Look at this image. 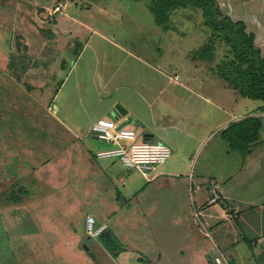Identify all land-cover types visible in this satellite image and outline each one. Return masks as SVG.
Instances as JSON below:
<instances>
[{"label": "rangeland", "instance_id": "obj_1", "mask_svg": "<svg viewBox=\"0 0 264 264\" xmlns=\"http://www.w3.org/2000/svg\"><path fill=\"white\" fill-rule=\"evenodd\" d=\"M217 2L223 14L243 20L255 33L264 55V0ZM54 4L0 0V197L18 194L15 188L21 186L42 196L39 221H46L52 235L40 238L33 259L38 264H97L92 252L102 264H217V254L226 259L222 264H243L233 259L231 249L212 245L214 234L208 237L209 253L198 249L208 239H189V222L154 223L146 216L147 222L139 224L137 213L130 224L122 222V214L128 216L139 203L137 195L128 210L125 185L135 191L144 179L118 159L93 155L105 143L91 136L92 125L102 116L117 119L108 112L114 101L146 114L141 84L165 79L163 72L177 73L184 81L192 72L205 71L201 64L210 61L199 50L209 31L201 13L178 9L164 29L145 0H67L56 13ZM225 51L216 42L218 56ZM260 102L243 98L247 106ZM139 122L135 128L141 141L147 130ZM257 152V161L264 163V142ZM108 210L114 216L105 215ZM90 212L99 222L108 219L113 233L105 249L86 231Z\"/></svg>", "mask_w": 264, "mask_h": 264}, {"label": "crops", "instance_id": "obj_2", "mask_svg": "<svg viewBox=\"0 0 264 264\" xmlns=\"http://www.w3.org/2000/svg\"><path fill=\"white\" fill-rule=\"evenodd\" d=\"M220 58L215 52L213 61L208 58L210 62L201 64L205 71L192 72L184 81L177 73L163 72L160 75L165 79L155 77L149 86L141 84L139 97L147 107L146 114L126 106L125 113L116 114V101L111 104L108 112L117 118V123L136 131L140 121L141 130H147L143 139L162 141L171 149V156L155 167L149 179L142 176L144 183L137 190L125 185L128 210L137 195L139 203L128 216L122 214V222L129 223L136 213L139 224L147 222L146 216L154 218V223L157 219L189 222V239L199 235L208 239L214 234L212 245L231 249L233 259L243 264H264V163L256 158L257 149L264 142V111L258 110L261 102L243 104V97L228 86L215 66ZM254 115L262 121L259 139L243 155L229 146L221 132L232 122ZM90 133L98 139L92 128ZM136 134L138 138L137 131ZM95 152L94 157L100 160ZM107 168L111 166L107 164ZM119 179L125 181L123 176ZM15 189L19 195L16 199L8 198L10 194L0 197V264H38L40 261L33 259V248L44 234L52 235L50 228L44 226L46 221H39L43 198L24 186ZM113 214L110 210L105 213ZM158 215L165 216L157 218ZM101 223H106V230L113 233L108 219L98 224ZM97 239L104 249L108 246ZM239 246L245 249L243 253ZM199 248L209 253V239Z\"/></svg>", "mask_w": 264, "mask_h": 264}, {"label": "trees", "instance_id": "obj_3", "mask_svg": "<svg viewBox=\"0 0 264 264\" xmlns=\"http://www.w3.org/2000/svg\"><path fill=\"white\" fill-rule=\"evenodd\" d=\"M57 1L55 0V4ZM145 2L153 14L155 23L164 29L170 28L172 12L182 8L199 11L203 26L209 31L208 40L206 39L199 50L200 56L213 60L216 42L222 43L226 51L215 64L219 75L241 97L260 100L262 105L258 110L264 111V55L255 43V33L247 30L243 20H234L230 15L223 14L217 0H145ZM77 43L78 48L82 46L80 42ZM12 61L11 58L10 63ZM261 126L260 116H247L232 122L221 135L232 149L244 155L259 139ZM17 197L18 194H10L8 198L14 200ZM106 229L98 237L110 244L112 234Z\"/></svg>", "mask_w": 264, "mask_h": 264}, {"label": "built area", "instance_id": "obj_4", "mask_svg": "<svg viewBox=\"0 0 264 264\" xmlns=\"http://www.w3.org/2000/svg\"><path fill=\"white\" fill-rule=\"evenodd\" d=\"M66 1L58 0L52 11H61ZM92 132L108 144L96 152L97 158L118 159L127 170H137L147 179L157 165L164 163L171 156V149L164 142L149 138L137 140L133 128L110 118H98L92 125ZM106 228V223L96 225L94 216H87L86 231L90 236L98 237ZM214 260L217 264L227 263L220 255H216Z\"/></svg>", "mask_w": 264, "mask_h": 264}, {"label": "water", "instance_id": "obj_5", "mask_svg": "<svg viewBox=\"0 0 264 264\" xmlns=\"http://www.w3.org/2000/svg\"><path fill=\"white\" fill-rule=\"evenodd\" d=\"M113 111L116 114H123V113H125V108L121 104H117L114 107ZM85 248L88 249L86 246H85ZM90 255L93 257L94 260H96V262H98V264H100L99 261L96 259L95 255L92 252H90Z\"/></svg>", "mask_w": 264, "mask_h": 264}]
</instances>
